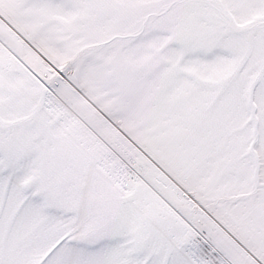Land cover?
Masks as SVG:
<instances>
[{"label":"snow or ice","instance_id":"obj_1","mask_svg":"<svg viewBox=\"0 0 264 264\" xmlns=\"http://www.w3.org/2000/svg\"><path fill=\"white\" fill-rule=\"evenodd\" d=\"M0 264H264V0H0Z\"/></svg>","mask_w":264,"mask_h":264}]
</instances>
